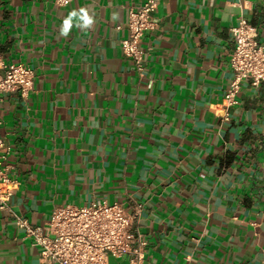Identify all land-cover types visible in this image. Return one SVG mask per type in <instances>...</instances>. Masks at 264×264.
<instances>
[{"label":"crops","instance_id":"crops-1","mask_svg":"<svg viewBox=\"0 0 264 264\" xmlns=\"http://www.w3.org/2000/svg\"><path fill=\"white\" fill-rule=\"evenodd\" d=\"M144 1L0 0V56L36 73L0 106L10 209L43 225L57 206L134 200L146 264H264V83L218 114L232 28L243 16L264 44V0H159L140 75L121 40ZM0 264H44L9 209Z\"/></svg>","mask_w":264,"mask_h":264},{"label":"built area","instance_id":"built-area-1","mask_svg":"<svg viewBox=\"0 0 264 264\" xmlns=\"http://www.w3.org/2000/svg\"><path fill=\"white\" fill-rule=\"evenodd\" d=\"M70 1L57 0V4L65 5ZM158 3L159 0H146L130 8L126 24L128 34L121 40L122 52L134 62L140 75L144 73L146 56L142 39L146 32L156 28L154 13ZM232 34V79L218 108L223 122L231 120L244 83L249 82L254 87L264 83V44L260 42L258 29L242 16L232 28ZM35 77L31 67L23 63H5L0 56V106L4 97L12 92H19L24 98L29 96ZM1 123L0 119V126ZM3 146L0 134V149ZM6 159L7 153L0 154V209H9L16 225L40 248L42 263L110 264V257L126 256L130 264H146L149 242L140 228L141 203L98 200L86 205L66 204L57 206L47 223L33 225L28 218L10 209L11 198L20 182L12 176V167Z\"/></svg>","mask_w":264,"mask_h":264},{"label":"clouds","instance_id":"clouds-1","mask_svg":"<svg viewBox=\"0 0 264 264\" xmlns=\"http://www.w3.org/2000/svg\"><path fill=\"white\" fill-rule=\"evenodd\" d=\"M91 23V20L90 19H85V25H87V24H90ZM64 31H65V34H67V23H66V25H65V29H64Z\"/></svg>","mask_w":264,"mask_h":264}]
</instances>
